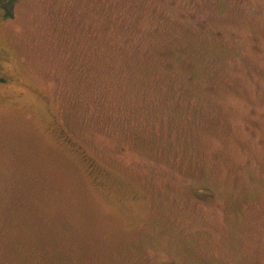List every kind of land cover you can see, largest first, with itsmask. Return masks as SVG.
Returning a JSON list of instances; mask_svg holds the SVG:
<instances>
[{
	"label": "trees",
	"instance_id": "1",
	"mask_svg": "<svg viewBox=\"0 0 264 264\" xmlns=\"http://www.w3.org/2000/svg\"><path fill=\"white\" fill-rule=\"evenodd\" d=\"M218 1H90V48L86 22L82 14L78 18L76 125H62L52 107L35 109L38 103L31 102L27 106L34 107L46 138L70 155L72 170L51 182L35 171L17 178L13 210L12 201L3 197L0 264H253L262 258L236 250L240 245L236 227L229 217L218 215L217 207L209 209L207 221L212 226L220 216L229 228L201 234L183 226L185 215L171 193L166 198L154 196L149 205L146 192L108 163L104 144H95L96 139L86 135L90 115V133L114 141L119 152L128 142L129 148L160 155L178 168L177 157H182L178 146L188 139L193 143L190 130L174 126L165 130L163 123L190 122L181 107L191 109L194 116L197 107L219 104V60L226 46L215 25L219 19L213 7ZM80 2L78 14L84 10ZM64 40L69 41L65 32ZM194 152L192 145L184 155L190 171ZM206 166L209 178L211 167ZM214 192L196 187L190 200L196 206L201 198L215 202ZM227 194L229 199L235 196L231 190ZM170 200L173 208L166 205ZM126 213L136 216L135 221L123 224L125 229H112L109 214ZM145 217L150 220L147 225ZM140 224L141 229L132 233Z\"/></svg>",
	"mask_w": 264,
	"mask_h": 264
},
{
	"label": "rangeland",
	"instance_id": "2",
	"mask_svg": "<svg viewBox=\"0 0 264 264\" xmlns=\"http://www.w3.org/2000/svg\"><path fill=\"white\" fill-rule=\"evenodd\" d=\"M80 1L84 10L78 14V0H0V222L3 197L8 203L12 201L9 209H14L17 178L24 179L35 171L51 182L57 181L62 172L72 170L70 155L46 138L39 128L40 119L31 109L34 107L27 106L38 103L35 109L52 107L62 125H76L79 107H75V99L80 84L78 18L82 14L86 22L90 48L92 12V0ZM217 3L213 7L219 19L215 25L226 46L222 59H218L219 104L197 107L194 116L191 109L181 107L180 112L186 113L190 122L163 123L165 130L171 126L190 130L193 143L186 138L178 146L182 153L176 158L178 168L160 155L140 153L135 146V150L129 148L128 142L119 152L114 141H104L90 133V115L86 135L93 142L96 139L95 144H104L108 163L146 192L149 205L154 196L166 198L171 193L185 215L183 226L201 234L209 229L217 233L221 227L228 229L222 221L224 216L229 217L227 220H231L240 237L236 250L243 254L249 251L251 255L255 252V257L262 255L253 264H264V0ZM89 59L85 57L86 62ZM83 87L88 104L89 81ZM152 142L154 146L160 140ZM192 145L196 154L191 172L184 155ZM207 164L211 167L210 179L205 171ZM196 187L215 191V202L205 199L206 203L201 198L196 206L190 200ZM229 190L235 192L233 199H229ZM173 201L166 203L168 208L174 207ZM209 209L223 214L215 218L217 225L207 221L211 219ZM135 219L128 213L124 217L109 214L112 229H125L123 224ZM144 220L146 225L150 221L148 217ZM140 229L141 224L131 232Z\"/></svg>",
	"mask_w": 264,
	"mask_h": 264
}]
</instances>
